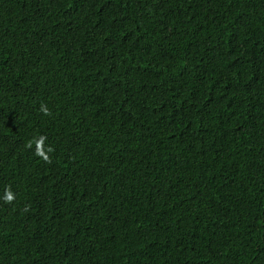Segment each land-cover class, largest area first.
<instances>
[{"label": "trees", "instance_id": "16d2710c", "mask_svg": "<svg viewBox=\"0 0 264 264\" xmlns=\"http://www.w3.org/2000/svg\"><path fill=\"white\" fill-rule=\"evenodd\" d=\"M0 264H264V0H0Z\"/></svg>", "mask_w": 264, "mask_h": 264}]
</instances>
